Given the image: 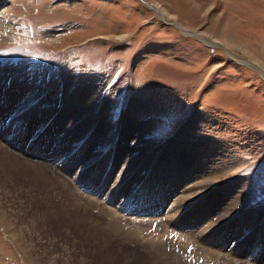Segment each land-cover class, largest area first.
<instances>
[{
	"label": "rangeland",
	"instance_id": "1",
	"mask_svg": "<svg viewBox=\"0 0 264 264\" xmlns=\"http://www.w3.org/2000/svg\"><path fill=\"white\" fill-rule=\"evenodd\" d=\"M147 4L231 54L165 23ZM1 76V92L16 96L0 111L9 112L0 117V264H264V0H0ZM30 80L19 98L11 85ZM65 83L89 89L87 104L72 101L48 134L66 110ZM18 111L23 121L13 132ZM126 119L134 125L125 134ZM84 120L93 129H79L91 138H72ZM38 121L43 134L25 132ZM183 133L179 190L159 212L151 204L148 214L133 213V194ZM32 134L41 135L34 158ZM51 135L58 140L48 159L47 147L37 149ZM17 139H25L20 149ZM143 155L154 158L139 165ZM131 160V170L139 167L125 172ZM61 184L96 205L65 203ZM186 216L198 217L195 228Z\"/></svg>",
	"mask_w": 264,
	"mask_h": 264
},
{
	"label": "bare ground",
	"instance_id": "2",
	"mask_svg": "<svg viewBox=\"0 0 264 264\" xmlns=\"http://www.w3.org/2000/svg\"><path fill=\"white\" fill-rule=\"evenodd\" d=\"M142 2L144 1V0H141ZM147 6H148V8L150 9V10H152V11H154L157 15H158V17L160 18V19H162L163 21H165V23H171L172 24V26H174V27H176V28H179L181 31H183L185 34H187V35H189V36H192V37H195V38H197L200 42H202V43H204V44H206V45H208V44H212V46H213V44H217V45H221L225 50H226V53L227 54H231L229 51H228V48L226 47V46H224V45H222L221 43H217V42H213V41H210L209 39H207V38H205V37H203V36H201V35H199V34H196V33H194V32H187V31H184L178 24H176L175 22H173V20H172V17H170L169 16V14L165 11V10H162L161 8H159L158 6H154V5H152V4H147ZM231 56V55H230ZM234 58V57H233ZM232 59V58H231ZM247 63V62H246ZM251 66H254V64H250ZM259 69V68H258ZM4 77H0V92L1 91H6L5 90V87H7V79H5V82H4ZM9 81V80H8ZM17 81V80H16ZM32 82V80H30V81H27V82H24L23 84H19V83H14L13 85H11L12 87H11V89H14V90H16V91H18L22 96H18L19 98H23V91H24V89L26 90V91H30L32 88H29L30 87V83ZM25 83L27 84L26 86H25ZM32 84V83H31ZM68 85H66V83L65 84H63V89L65 90V94H64V101H63V103L65 104V108H66V110L64 109V111H62V113H59V115H58V117L56 118V120L54 121V123L51 125V127H50V129H49V131H47L48 132V134L49 133H51L52 132V129H55V127L56 126H58V125H60V124H62V121L65 119V117H66V115L68 114L69 115V112H70V109H69V106H70V104H71V102L73 101L74 102V104L76 105V108H77V106L79 105L80 107L81 106H84L85 104H87L86 103V101H85V99H86V95H87V93L88 92H84V91H89V89H86V90H84V88H79V89H76V88H73L72 87V84H69V83H67ZM2 86V87H1ZM32 86H34V84H32ZM56 87H58V86H56ZM59 89V88H58ZM61 89V88H60ZM11 91V90H10ZM54 91V90H53ZM63 91V90H62ZM71 91H75V92H71ZM12 92V91H11ZM58 92V91H57ZM60 93V92H59ZM62 93V92H61ZM80 93H81V96H80ZM7 94V92H4V93H2L1 92V94H0V96L1 97H4L3 99L4 100H2V102H3V106H2V108L0 109V111L1 110H3V109H7L8 108V106H9V104H11L12 103V101H10L9 99H11V98H14L13 96H12V93H10V92H8V94ZM49 94V93H48ZM49 101V100H48ZM52 101V100H51ZM7 105V106H6ZM4 106H6V107H4ZM17 108H19V107H17ZM22 109V108H21ZM88 109V108H87ZM133 108H131L130 110H132ZM19 110V109H18ZM60 110V109H59ZM20 111H22V110H20ZM20 111H18L17 112V114L13 117L14 118V120H13V122H14V124H15V129L13 130V132H16V130L18 129V125H20L21 123H22V117H23V113H22V115L20 116V118H18L17 119V116H19V112ZM141 111V113H142V111H143V108L142 109H134V111H132V113L130 114L131 116L132 115H134L135 114V112L136 113H138V112H140ZM64 112H66L67 114L65 115V117L63 118V113ZM7 114V116H8V114H9V112H4V113H2V114H0V117H5L3 114ZM39 113V112H38ZM46 114V113H45ZM52 114V113H51ZM84 114V112L81 114V116ZM40 115V114H39ZM39 115H38V117H39ZM6 116V117H7ZM54 116V115H53ZM69 116H67V118H68ZM9 118V117H8ZM13 118H11V119H13ZM46 118H47V116H46ZM2 119V118H1ZM38 119V118H37ZM69 119V118H68ZM5 120V119H4ZM31 120V119H30ZM12 121V120H11ZM31 124H29V126H27L26 128H25V132L26 133H29L30 132V130H32L34 127H38V129L40 128V130H39V132L41 133V134H43L44 133V131L46 130V128H45V125L44 124H41V122L40 121H38V122H35V124H33L32 122H30ZM40 124V125H39ZM11 125V124H10ZM134 124H132V122H130L128 119H126V124L124 125V133L126 134V133H129V128L130 127H132ZM148 126H149V124H147ZM5 126V125H4ZM16 126H17V128H16ZM26 126V125H25ZM42 127V128H41ZM80 127H84V129L85 130H87V131H89V132H91V129H93V127H94V124H93V122H89L88 123V120H84V121H82L79 125H78V127L77 128H75V129H73L72 130V132H73V135H72V138H75V137H77L78 135H79V132H81V130L79 129ZM43 128H45V130L44 131H42L41 132V130L43 129ZM146 128V127H145ZM188 128L189 127H187L186 129H187V131H188ZM2 129V128H1ZM12 129V128H11ZM22 129V128H21ZM11 131V130H10ZM186 130H184V132H185ZM2 132V131H1ZM0 132V133H1ZM38 132V133H39ZM22 133H24V132H22ZM82 133V132H81ZM86 134V135H85ZM15 135V134H14ZM13 135V136H14ZM34 134H32V137H34L33 136ZM88 135V133L86 132H84V133H82L81 134V137H82V139L86 136L87 137V139H90L91 137L90 136H87ZM1 137H2V135H0ZM11 136H12V134H11ZM10 136V137H11ZM41 136V135H40ZM40 136H37V134H36V136L34 137V138H36V140H34L33 142H32V144L30 145V147H29V149H28V152H29V156H32V154H31V151L34 149L33 148V145L36 143V141L39 139V137ZM52 136L53 135H51V137H50V141H49V143H43L41 146H39L38 147V155H40V154H42L43 153V151L46 149V147H47V153L46 154H44L43 156H44V158H48V156L49 155H52V154H54L53 152H51L50 153V149L52 148V146L53 145H55V144H53L55 141H57L58 140V138L57 139H53L52 138ZM182 136H184V133L183 134H181V136H179V138H177L176 140L177 141H175L174 143L172 142L171 143V147H168V149L166 150V149H164V152L162 153V156H161V158H159V160L160 159H163V160H165V159H167L168 157L170 158H168L167 159V161L165 162V164H163V166H162V168L161 167H159V170H157V169H152V172L150 173V175L148 176V183H145V185L143 186V188H138V190H137V192H136V194L134 193L133 195H134V197L131 199V200H133L134 198H135V202L133 203V201H132V205H136V207H134V209H133V213H136L137 212V210L140 212V210L142 211V212H140V213H146V214H148L149 213V211H148V213L146 212V210H144V208L145 207H152L153 205H155L156 204V206H155V212H154V214L155 213H157V212H159V210H160V208L163 206V204H164V202L166 201V199L168 198L167 197V193H169V194H173V193H175V191L176 190H179L178 189V187H179V185L181 184V182H183L184 180H185V178H186V175L187 174H185V172L183 173V172H181V170L183 169L182 168V163H181V161L182 160H184V157L186 156V154H184V155H182L184 152H185V148L186 147H183L184 145H178L179 144V139L182 137ZM0 137V140H3V138H1ZM58 137V136H57ZM8 138V137H7ZM79 139H80V137H79ZM81 139V140H82ZM10 140V139H9ZM25 140V139H24ZM23 140V141H24ZM23 141H22V144H21V141H19L18 139L17 140H15L13 143H12V145H13V147L14 148H16V147H18V146H20V144H21V146L23 145V144H25V143H23ZM178 142V143H177ZM175 143H177V144H175ZM9 144V143H8ZM27 144V143H26ZM47 144V145H46ZM86 144H84V146H85ZM87 145H89V143L87 144ZM176 145V146H175ZM20 146V147H21ZM24 146H27V145H24ZM23 146V148H25ZM83 146V145H82ZM83 146V147H84ZM12 147V148H13ZM20 147H18L17 149H20ZM27 148V147H26ZM26 148L25 149H23V150H21V152L22 151H26ZM36 148V147H35ZM82 148V147H81ZM175 148V149H174ZM88 149V148H87ZM183 149V150H182ZM166 150V151H165ZM169 151H172V153H170V154H174V152H175V155H173V156H175L174 158H172V157H170V155H168L167 153L169 152ZM178 151V152H177ZM85 153H86V150L85 151H83L82 152V155H85ZM202 153V157H200L199 159H200V161L203 159V160H205L206 162L208 161V157H209V155H208V153L206 154V153H203V152H201ZM36 154V155H37ZM35 155V156H36ZM79 155V154H78ZM121 153H119V156H118V154H117V159H116V164L118 163V162H120L121 160L120 159H122V157H121ZM177 155V156H176ZM34 156V155H33ZM32 156V157H33ZM146 155H143V157H140L139 159L140 160H138L137 162H139V165H141V164H146L147 163V161H148V159L150 160V158H152L153 156H151L150 158L148 157V156H146ZM180 158H179V157ZM181 156H182V158H181ZM37 157V156H36ZM79 157H82L81 156V154L79 155ZM148 157V159H146ZM34 158V157H33ZM39 158H42V157H39ZM154 158V157H153ZM165 158V159H164ZM176 158V159H175ZM49 159V158H48ZM182 159V160H181ZM176 160V161H175ZM76 161V160H75ZM136 161H126V163H124V171L125 172H133V171H136V169L139 167V165H136L137 166V168H135V169H133V170H131L130 168H131V166H132V164H134ZM115 163V162H114ZM154 163V162H153ZM159 163V162H158ZM168 163V164H167ZM170 163V164H169ZM76 164V162H74V164L73 165H75ZM155 164V163H154ZM154 164L152 165V164H147V166L146 167H143V168H145V169H151L150 167H154ZM176 166V168H174ZM92 168H94V167H92ZM112 168V167H111ZM134 168V167H133ZM100 169V168H99ZM128 169H130V171H127ZM198 169H200L199 167H198ZM93 171H94V173L96 174L98 171L96 170V169H92V173H93ZM196 171H197V169H196ZM196 171H194L193 172V174H195V172ZM89 173V172H88ZM87 173V174H88ZM75 175H77V174H75ZM97 175H99V174H97ZM97 175H96V177H97ZM147 175V174H146ZM216 175V174H215ZM109 176H110V174L108 175V177L107 178H109ZM82 177V176H81ZM106 177V176H105ZM107 178H105V185L100 189H98V187L96 188L97 189V191H99V192H102L103 191V189H105V186H106V184L108 183L107 181H108V179ZM99 179V178H98ZM56 181H58V182H60V179L59 178H57L56 179ZM99 181V180H98ZM141 181V180H140ZM143 181V180H142ZM102 182V181H101ZM60 183H62V182H60ZM98 183V182H97ZM103 183V182H102ZM102 183H100L99 182V185H101ZM68 184V183H67ZM67 184H61L62 185V188H64L65 189V192H67V194H66V197L64 198V202L66 203H69L70 205H71V203H72V205H76V203L77 202H81V200H83L84 202H88V204H95V202L93 203V202H91L90 200H88V199H86V198H84L78 191H76L75 189H73V190H69L68 189V185ZM140 183H138L137 185H139ZM84 185H85V183H84ZM90 185V184H89ZM98 184H97V186H99ZM121 185V184H120ZM120 185H119V187H120ZM87 188H88V186L87 185H85ZM92 186V185H91ZM94 186H92V188H93ZM122 187V186H121ZM92 188H90V189H92ZM134 189H136V188H134ZM140 190H142V193H141V191ZM74 191V192H73ZM96 191V192H97ZM116 190H114V192H115ZM138 191H140L139 193L140 194H138ZM94 192V191H93ZM92 192V193H93ZM95 192V193H96ZM113 192V191H112ZM95 193H93L94 195H95ZM142 194H146V195H149V197L148 198H146V197H144V196H141ZM168 194V195H169ZM140 195V196H139ZM96 196H97V194H96ZM110 196V195H109ZM144 197V198H143ZM120 198V194H117L116 196H115V199L117 200V199H119ZM90 199V198H89ZM129 201V200H128ZM145 201H147V202H145ZM237 201V200H236ZM146 203V204H145ZM235 203V202H234ZM234 203H231L232 205H234ZM87 204V203H86ZM151 204H153L152 206H150ZM69 205V206H70ZM78 205V204H77ZM76 205V206H77ZM96 205V204H95ZM127 205H128V203H127ZM177 206V205H176ZM71 207V206H70ZM153 208V207H152ZM152 208H150L151 210H152ZM198 207H194L193 208V210H195V209H197ZM215 208V207H214ZM213 208V209H214ZM147 209V208H146ZM163 209V208H162ZM202 209V208H201ZM110 210H112V209H110ZM110 210H106L107 212L106 213H108L107 215H109V217L111 218L112 217V219H113V222H115V224L113 225V227L114 226H116L118 229H115V230H120V223L118 222H116L115 220V218L117 217V216H113V212L112 211H110ZM193 210L191 209V211H192V213H193ZM136 211V212H135ZM199 211V210H198ZM203 211V210H202ZM139 212H138V214H139ZM151 213H153L152 211H150ZM211 212V211H210ZM132 213V214H133ZM190 213V212H189ZM213 213V212H212ZM108 217V216H107ZM186 219H185V221H186V223H187V221H189L188 223H190V225L189 226H192L193 228H195V226H196V223L197 222H195V221H198V217H196L197 219H192V218H189L188 216H186L185 217ZM118 219V218H117ZM203 219V218H202ZM206 220V219H205ZM208 222V221H207ZM113 224V223H112ZM192 224V225H191ZM111 227H112V225H111ZM113 227H112V229H113ZM115 228V227H114ZM190 231H192V229L190 230ZM114 232V231H113ZM193 232V231H192ZM122 233L124 234V232L122 231ZM126 233V232H125ZM191 233V232H190ZM189 233V234H190ZM229 233V232H228ZM131 235L130 236H134V237H137L136 239H139V237H138V233H136V234H133L132 232L130 233ZM126 235V234H125ZM127 236V235H126ZM127 238V237H126ZM161 242V241H160ZM154 244V243H153ZM152 244V245H153ZM161 244V243H160ZM151 245V246H152ZM162 245V244H161ZM151 246H148L147 247V249L150 251V253H152V254H157L156 252H160V251H158V249L157 248H155V249H152V248H154V247H152L151 248ZM154 246V245H153ZM160 245H158V246H156V247H159ZM154 256V255H153ZM157 258V257H156Z\"/></svg>",
	"mask_w": 264,
	"mask_h": 264
}]
</instances>
